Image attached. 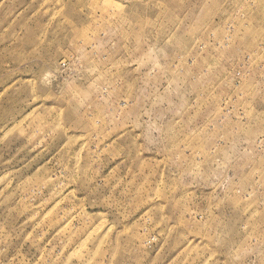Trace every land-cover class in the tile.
<instances>
[{
	"label": "rangeland",
	"instance_id": "1",
	"mask_svg": "<svg viewBox=\"0 0 264 264\" xmlns=\"http://www.w3.org/2000/svg\"><path fill=\"white\" fill-rule=\"evenodd\" d=\"M0 264H264V0H0Z\"/></svg>",
	"mask_w": 264,
	"mask_h": 264
}]
</instances>
